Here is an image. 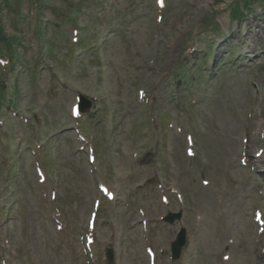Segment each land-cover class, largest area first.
I'll return each mask as SVG.
<instances>
[{
    "label": "rangeland",
    "instance_id": "374dc122",
    "mask_svg": "<svg viewBox=\"0 0 264 264\" xmlns=\"http://www.w3.org/2000/svg\"><path fill=\"white\" fill-rule=\"evenodd\" d=\"M166 1L156 11L153 0H45L36 39L45 36L43 48L52 49L56 60L43 53L46 64L35 77L28 63L35 54L29 0H19L23 14L15 25L1 9L5 28L21 43L10 75L17 92L0 96V174L16 159L10 172L14 210L0 232V264H106L108 245L115 264H149L146 246L155 249L156 264H264V228L253 219L255 208L264 213V175L257 172L264 165V10L255 8L261 6L256 1L234 18L229 0ZM73 13L87 31L85 42L78 33L74 58L67 56L71 44L65 40L72 37L65 20ZM215 42L219 54L225 50L220 59ZM4 69L1 84L9 75ZM79 91L102 109L95 104L93 113L104 115L93 140L79 121L84 115L74 120L70 114ZM16 107L44 122L6 123ZM85 122L97 123L90 117ZM7 128L18 135L6 146ZM40 143L44 180L34 171ZM28 146L36 154L29 155ZM250 156L260 159L252 163ZM99 182L114 199L100 194ZM178 208L188 244L171 262L177 225L159 218ZM88 233L95 240L84 257Z\"/></svg>",
    "mask_w": 264,
    "mask_h": 264
},
{
    "label": "trees",
    "instance_id": "16d2710c",
    "mask_svg": "<svg viewBox=\"0 0 264 264\" xmlns=\"http://www.w3.org/2000/svg\"><path fill=\"white\" fill-rule=\"evenodd\" d=\"M0 36H3V33L0 31Z\"/></svg>",
    "mask_w": 264,
    "mask_h": 264
},
{
    "label": "bare ground",
    "instance_id": "6f19581e",
    "mask_svg": "<svg viewBox=\"0 0 264 264\" xmlns=\"http://www.w3.org/2000/svg\"><path fill=\"white\" fill-rule=\"evenodd\" d=\"M251 51V50H250Z\"/></svg>",
    "mask_w": 264,
    "mask_h": 264
}]
</instances>
